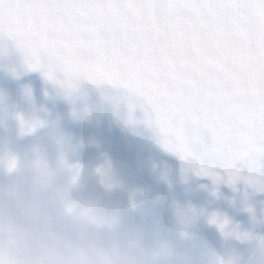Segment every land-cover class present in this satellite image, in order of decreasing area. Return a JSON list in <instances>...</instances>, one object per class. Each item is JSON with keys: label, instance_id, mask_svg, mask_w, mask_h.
I'll return each instance as SVG.
<instances>
[{"label": "snow or ice", "instance_id": "snow-or-ice-1", "mask_svg": "<svg viewBox=\"0 0 264 264\" xmlns=\"http://www.w3.org/2000/svg\"><path fill=\"white\" fill-rule=\"evenodd\" d=\"M0 34L69 90L142 98L163 147L198 175L221 168L233 183L237 162L264 160V0H0ZM254 171L245 182L264 190Z\"/></svg>", "mask_w": 264, "mask_h": 264}, {"label": "clouds", "instance_id": "clouds-1", "mask_svg": "<svg viewBox=\"0 0 264 264\" xmlns=\"http://www.w3.org/2000/svg\"><path fill=\"white\" fill-rule=\"evenodd\" d=\"M7 128L0 112V133ZM89 145L99 146L62 129H46L22 150L0 144V264H264V240L246 259L232 240L248 236L215 216L219 250L195 212L173 205L166 225L159 194L125 183L110 158L94 172L70 162ZM148 164L153 174L163 167ZM159 178L167 182L166 173Z\"/></svg>", "mask_w": 264, "mask_h": 264}]
</instances>
